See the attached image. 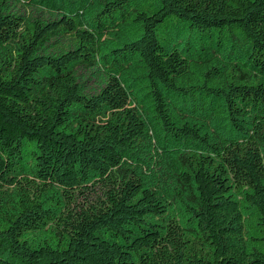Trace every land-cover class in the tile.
I'll return each mask as SVG.
<instances>
[{
	"label": "trees",
	"instance_id": "obj_1",
	"mask_svg": "<svg viewBox=\"0 0 264 264\" xmlns=\"http://www.w3.org/2000/svg\"><path fill=\"white\" fill-rule=\"evenodd\" d=\"M0 264H264V0H0Z\"/></svg>",
	"mask_w": 264,
	"mask_h": 264
}]
</instances>
